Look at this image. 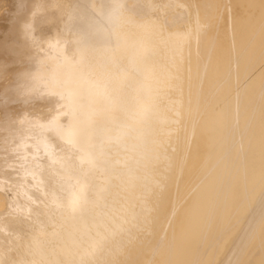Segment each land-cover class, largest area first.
Returning a JSON list of instances; mask_svg holds the SVG:
<instances>
[{
  "label": "bare ground",
  "instance_id": "bare-ground-1",
  "mask_svg": "<svg viewBox=\"0 0 264 264\" xmlns=\"http://www.w3.org/2000/svg\"><path fill=\"white\" fill-rule=\"evenodd\" d=\"M0 264H264V0H0Z\"/></svg>",
  "mask_w": 264,
  "mask_h": 264
},
{
  "label": "rangeland",
  "instance_id": "rangeland-1",
  "mask_svg": "<svg viewBox=\"0 0 264 264\" xmlns=\"http://www.w3.org/2000/svg\"><path fill=\"white\" fill-rule=\"evenodd\" d=\"M6 3H8L10 0H4Z\"/></svg>",
  "mask_w": 264,
  "mask_h": 264
}]
</instances>
